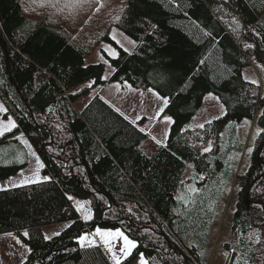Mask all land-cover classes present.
<instances>
[{
  "label": "trees",
  "instance_id": "obj_1",
  "mask_svg": "<svg viewBox=\"0 0 264 264\" xmlns=\"http://www.w3.org/2000/svg\"><path fill=\"white\" fill-rule=\"evenodd\" d=\"M33 6L0 0L2 117L16 123L0 136V180L28 164L18 133L48 176L0 190V235L15 233L28 247L21 264H111L99 246L78 242L96 229L120 230L135 242L121 264L139 256L147 264H209L187 240L201 233L208 183L226 165L220 133L243 119L254 120L260 132L248 169L235 180L223 264H264L258 258L264 254V94L243 75L250 56L264 64V0H37ZM112 28L135 48L117 46ZM102 42L118 51L105 55L109 79L104 63L85 65ZM105 82L151 88L168 101L164 113L172 124L164 144L97 94L76 107L88 83ZM207 94L219 99L224 115L185 129ZM191 182L199 191L188 202L181 195ZM73 197L89 200L90 220L81 218ZM62 222L68 226L46 239L42 228Z\"/></svg>",
  "mask_w": 264,
  "mask_h": 264
},
{
  "label": "rangeland",
  "instance_id": "obj_2",
  "mask_svg": "<svg viewBox=\"0 0 264 264\" xmlns=\"http://www.w3.org/2000/svg\"><path fill=\"white\" fill-rule=\"evenodd\" d=\"M36 1L37 0H23V4L28 9H34L33 4ZM110 36L117 46L128 52L132 51L136 46V43L132 39L117 28L111 29ZM243 43L247 45L245 42ZM117 54L118 51L115 46L102 42L91 55L86 57L85 65L104 63L105 72L103 77L104 79H109L113 73V68L106 56L114 58ZM243 75L246 80L257 83L260 87V94H264V64L255 56H250V66L244 69ZM87 85L90 87V90L84 98L78 100V104L76 105L77 108H80L83 103L97 94L99 97L108 101L130 121L139 124L140 127L145 130H152V136L161 137L162 135L166 136L168 134L172 119L169 115L164 113L166 107L164 100L166 99L159 96L153 89H136L126 83L119 82H105V84L96 87H92L91 83ZM224 112L225 109L219 99L213 94H207L203 100L202 107L185 129L191 130L200 128L206 123L222 117ZM4 113V109L0 105V131L3 130L1 126H4L6 130L10 128L9 123H11V121L2 117ZM259 132V127L254 120L243 119L238 123H228L220 133V152L226 158V165L216 177L208 183L210 205L202 210L201 216H204L205 212H207V218L201 227V233L195 239L187 240V242L191 241L196 245L200 258L207 260L209 264H223L226 260L224 245L230 240V227L233 212L235 210L237 193L235 180L238 174H243L248 169L255 139ZM156 140L159 142V139ZM160 143H162V141ZM207 148H210V146ZM31 160V164L27 166V168L29 167L28 170L26 171L27 168L24 170L26 172L23 174V180L30 183L31 181L36 183L47 180L48 176L42 174L41 169L39 170L37 160L35 158ZM31 165H33L32 168H30ZM230 174H232V179H230ZM227 175H229V177ZM38 176L40 178L36 179ZM191 176L192 167L187 164L185 177L188 179L192 178ZM8 183L7 180H0V190L9 188ZM198 191L199 188L191 182L185 185L181 197L183 199L187 198L188 202H190ZM71 202L83 220H90L92 210L89 200L73 197ZM249 202L251 201L249 200ZM78 205H83V207H78ZM191 223L196 225L195 221ZM67 226V222H62L44 226L42 230L45 237L49 238L58 234ZM99 230L101 232L122 233L120 230ZM21 232L26 236V231ZM123 236L125 235L123 234ZM84 237L87 238L84 241L86 246H90V244L86 243L88 241H92V244L95 245L98 244L111 261H114L113 253L121 257V259L125 257L121 251L124 247V240L122 237L109 238L111 251H109V247L104 244L101 237L97 235V230L85 234ZM27 254L28 247L15 233L0 235V264H21L25 260ZM258 258L259 262H263L264 254H259ZM139 259L144 258L139 257L131 264H143V260L139 261ZM144 261L146 260L144 259ZM113 264H115V261Z\"/></svg>",
  "mask_w": 264,
  "mask_h": 264
},
{
  "label": "crops",
  "instance_id": "obj_3",
  "mask_svg": "<svg viewBox=\"0 0 264 264\" xmlns=\"http://www.w3.org/2000/svg\"><path fill=\"white\" fill-rule=\"evenodd\" d=\"M0 105L2 106V108L4 109V112H6V109H5V106L3 105V103L0 101ZM84 106V105H83ZM82 107V106H81ZM6 120H10L11 121V123H9V129L8 130H6V128L4 127V126H1L2 127V129L3 130H1L0 131V136H2V135H4L5 133H7V132H9V131H12V130H14L15 129V127H16V123H15V121L13 120V118H11V117H8ZM145 132H147V133H149L150 135H151V133H152V130H149V129H147V130H145L144 128H142ZM17 136H18V138L21 140V142H22V144L24 145V147H25V149H26V151H27V153H28V156H29V161H28V164L23 168V169H21L19 172H17L14 176H11V177H9V178H7V179H5V180H7V182H9L8 183V187H14V186H20V185H24V184H29L30 182H25V180H23V174L28 170V168H27V166L29 165V164H31V159L32 158H35L36 160H37V165L39 166V170L40 169H42V161L39 159V157L37 156V154H36V152L34 151V149H33V147L31 146V144L29 143V141L25 138V136L23 135V134H21V133H18L17 134ZM152 136V135H151ZM153 138H155V140L156 139H159V143L162 141V143L161 144H164L165 142H166V139H167V135L165 136V135H162L161 137H157V136H152ZM157 141V140H156ZM158 142V141H157ZM40 160V163H39V160ZM32 166L33 165H31L30 166V168H32ZM27 168V169H26ZM26 169V171H24ZM39 170H37V171H39ZM40 177L38 176L36 179H39ZM231 179H232V177H231ZM31 183H33L32 181H31ZM97 230V229H96ZM95 231V230H94ZM92 233V232H91ZM82 237H84V235L82 236ZM81 237V238H82ZM81 238H79L78 239V242H79V244L81 245V246H86V244H84L83 243V245L81 244ZM87 244H89L88 242H86ZM135 243V242H134ZM91 245V244H90ZM92 245H95V244H92ZM97 246H99L98 244H96ZM100 247V246H99ZM101 248V247H100ZM102 249V248H101ZM133 249V248H132ZM131 249V250H132ZM103 250V249H102ZM104 252V251H103ZM105 253V252H104ZM106 256H107V258H108V260L111 262V264H113V262L114 261H111L110 260V258L108 257V255L107 254H105ZM139 257H142V256H139ZM138 257V258H139ZM125 258V257H124ZM124 258H122V259H124ZM143 258V257H142ZM121 259V260H122ZM140 260H143V264H147V262L146 261H144V259H139V261Z\"/></svg>",
  "mask_w": 264,
  "mask_h": 264
},
{
  "label": "snow or ice",
  "instance_id": "obj_4",
  "mask_svg": "<svg viewBox=\"0 0 264 264\" xmlns=\"http://www.w3.org/2000/svg\"><path fill=\"white\" fill-rule=\"evenodd\" d=\"M168 101L164 100L165 106L167 105ZM47 179V178H45ZM71 198V197H70ZM78 207H83V205H78ZM87 218V217H86ZM27 235V233H25ZM97 235L101 237L103 240L104 244L109 247V251H111L110 247V239L109 238H114V237H122L124 240V247L121 249L123 255L126 257L129 252L131 251L132 248L135 247V243L131 240H129L126 236H123L122 233L116 232V233H110V232H101L99 229H97ZM48 237H46L47 239ZM86 237L81 238V244L83 245L84 241L86 240ZM89 244H92V241H88ZM113 260L115 261V264H121V257L116 256L113 253Z\"/></svg>",
  "mask_w": 264,
  "mask_h": 264
},
{
  "label": "bare ground",
  "instance_id": "obj_5",
  "mask_svg": "<svg viewBox=\"0 0 264 264\" xmlns=\"http://www.w3.org/2000/svg\"><path fill=\"white\" fill-rule=\"evenodd\" d=\"M53 114H55V112L53 113ZM54 119V118H53ZM56 121V120H55ZM59 121V120H58ZM53 122V121H52ZM57 123V122H56ZM51 125V124H50ZM54 143V142H53ZM11 144V143H10ZM9 147V146H8ZM12 149V148H11ZM14 150V149H13ZM10 162V161H9Z\"/></svg>",
  "mask_w": 264,
  "mask_h": 264
},
{
  "label": "water",
  "instance_id": "obj_6",
  "mask_svg": "<svg viewBox=\"0 0 264 264\" xmlns=\"http://www.w3.org/2000/svg\"><path fill=\"white\" fill-rule=\"evenodd\" d=\"M248 202H249V200H248V199H246V205H248Z\"/></svg>",
  "mask_w": 264,
  "mask_h": 264
}]
</instances>
